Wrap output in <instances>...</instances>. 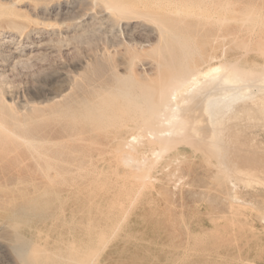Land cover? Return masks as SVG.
I'll list each match as a JSON object with an SVG mask.
<instances>
[{
    "label": "rangeland",
    "instance_id": "374dc122",
    "mask_svg": "<svg viewBox=\"0 0 264 264\" xmlns=\"http://www.w3.org/2000/svg\"><path fill=\"white\" fill-rule=\"evenodd\" d=\"M126 1L205 25L202 29L216 32L205 41L217 53L225 48L229 57L242 50L225 36L228 31L246 42L252 27L264 31V0ZM105 11L95 0H0V98L19 121L29 120L33 131L48 137L42 152L55 169L46 180L45 164L34 151L16 141L0 144V264H264V170L250 171L246 182L233 177L227 169L234 154L213 155L210 147L208 153L199 123L184 136L194 135V144L186 137V144L181 140L169 153H154L160 157L131 153L133 166L124 161L128 153L104 146L116 129L107 114L115 112L99 111L95 103L111 81L109 65L124 73L128 48L147 51L156 40L152 24L118 22ZM248 12L254 18L244 25ZM258 55L249 51L246 61L261 63L264 57ZM135 64L137 75L158 80L151 56L143 53ZM154 156L146 165L144 159ZM142 160L145 165L138 167L135 162ZM17 240L32 243L25 258L14 252Z\"/></svg>",
    "mask_w": 264,
    "mask_h": 264
},
{
    "label": "bare ground",
    "instance_id": "6f19581e",
    "mask_svg": "<svg viewBox=\"0 0 264 264\" xmlns=\"http://www.w3.org/2000/svg\"><path fill=\"white\" fill-rule=\"evenodd\" d=\"M95 1H100L106 9L105 12L115 17L118 22H135L141 20L152 24L156 30L155 44L149 50L143 51L142 49L138 50L134 47L128 48L130 54L129 59L127 60L126 71L124 73L118 72L114 65H109L111 81L109 85L103 89V93L97 95L95 103L98 109L105 108L106 110L110 109V112H112V110L115 112L114 114H107V119L115 121L116 129L113 128L115 126H110L115 131L113 133L109 132L111 135L106 137V145L104 146L110 148L116 153H128V155L135 153V156H137V153H146L149 151L150 153H153V155H155L154 153H169L167 151L169 148H172L173 146L175 147L177 143L184 140V136L188 131L195 129V127H192L191 125L194 126L199 123L200 125H196L199 126L196 129L203 132L204 138H202L206 140L208 145L206 149L210 147L213 152L210 149H207L208 151L206 149L201 151H207L208 153L212 152V154L233 153L234 158L232 155V159H229L232 160L230 162L232 168H226L228 171H233H230L231 175L233 173V177L246 182L249 178H247L246 175H249L250 171H259L258 169L264 170L262 168L263 166H261L264 161L262 160V164L261 161L259 162V160L262 159V153H264V135L261 136V138L259 137L261 134L260 131L264 134V60H262L261 63L253 62L252 65L246 61V56L249 54V51L251 52L252 50L257 52L259 57H264V31L262 32L259 28L257 33H255V27H252V29L250 28L251 30L249 31V34L251 37L247 42L245 39L240 38L241 36L238 37V35H236L237 32L228 31L225 36L231 35L232 42L242 50L241 52L239 51L240 54L229 57L227 56L225 48H222L221 51L217 53L213 44L208 43L209 41H205V35H212L211 33L213 31L209 33V30L202 29L203 25L196 26L188 24L183 19L173 20L163 14L147 9L144 5L138 6L126 0ZM223 10H225L224 7ZM248 10L250 11L251 9L248 8ZM256 12L257 11H255V13ZM251 16V13H246L243 17L244 19H242V23L247 25L246 22L250 20ZM253 18L254 16H252V19ZM248 25H250V23H248ZM221 27H219V29L217 28V33L222 31ZM241 33L244 35V31ZM221 34L218 33L220 37ZM252 37H254V40H252ZM222 39L226 40L227 38L223 37ZM251 41L255 42V47H252L253 49L250 47ZM143 53L151 56L152 60H154L155 69L157 71L156 73H158V80L155 83H152L150 78L137 75L134 71L135 63ZM161 70L163 71V75H160L159 73ZM88 100L89 99H87V101ZM6 102H4L3 97L0 98V144L3 145L9 141H16L23 144L27 149L31 150V152L34 151L35 153H32L35 155L34 158L36 157L37 159L42 160L45 164L43 169L44 178L46 180H51L52 173L55 171L54 165L51 163L52 158L42 152L45 145L49 143L50 140L48 137H41L37 131H33V127L30 128L31 123L28 122L29 120L19 121L15 112L7 106L8 102ZM89 102L91 103L92 101L90 100ZM90 106L92 107V104ZM89 109H87V112L91 110ZM98 109L95 107V111ZM101 109L99 111H101ZM107 111L105 113H107ZM96 112L98 113V111ZM100 114H97V117L100 116L101 119H104V116H101ZM21 117L25 118L22 113ZM28 119L30 118L28 117ZM104 125L105 124H103V126ZM106 125L108 128V124ZM98 127L100 128L101 126ZM106 129L105 131H107ZM98 130L104 132L103 129ZM46 133H48L46 134L47 136L50 134V132ZM109 133L104 132V134ZM193 136L194 135H190V137L188 136L189 139L187 137V140L191 142L190 140H192L191 137L194 138ZM186 137L182 142H187ZM196 137L198 136H195V138ZM132 141L137 142L133 145ZM188 143L187 145L191 144ZM92 144L94 145V142ZM196 147L197 149L199 148L197 145ZM198 150L200 152V149ZM257 153H261V155L259 156ZM122 156L126 155L123 154ZM155 156L153 159L151 157V160H148V158L147 160L144 159V161L147 162L146 165L148 162L153 164L154 161L152 163V160L155 159ZM124 158L122 159H124L125 162H131V165L133 166L134 163L132 162L135 161V159H133L135 157L132 158L129 155ZM256 159L259 163H257ZM118 161H120V159ZM144 161H137L135 163H137L136 165L139 167L140 165L143 166ZM158 162H155V164ZM15 164H19V159H15ZM124 164L125 163H123V165ZM227 165L229 166V164H226L225 167ZM37 166L38 169H41L40 165L37 164ZM137 166L134 167L138 168ZM145 171L146 173L144 171L142 172H144L146 178L147 171L150 170L147 168ZM260 172L263 173L264 171ZM117 175L118 174H116V176ZM228 175L231 176L230 174ZM147 179L146 181H148ZM262 180L264 181V178ZM146 181H144V183ZM244 181L242 183H244ZM257 182L259 181L257 180ZM139 184H141V182ZM250 187L251 186H249V188ZM14 224L16 225V223ZM14 232H16L15 229ZM13 235L15 236V234ZM17 238L18 237H16V239ZM13 245H15L14 252H16L19 257H24L26 255L28 252L27 246L32 247V243L31 245H27V242L25 243L20 240H17ZM34 249L35 248H31V250H29L32 251ZM69 253L71 252H68V256L71 255ZM76 254L78 255V253ZM38 258H40V256H38ZM71 258L74 257L72 256ZM77 259L79 261V258ZM30 260L33 262L32 259ZM63 260L65 261V259ZM24 262H26V260ZM80 263L83 264V262H79V264ZM32 264H34V262Z\"/></svg>",
    "mask_w": 264,
    "mask_h": 264
}]
</instances>
